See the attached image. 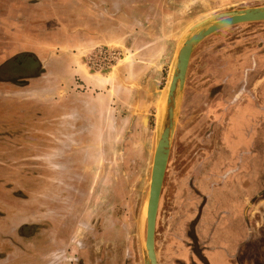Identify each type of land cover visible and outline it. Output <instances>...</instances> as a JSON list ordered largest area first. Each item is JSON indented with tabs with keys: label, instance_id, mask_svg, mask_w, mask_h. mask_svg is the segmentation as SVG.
Returning <instances> with one entry per match:
<instances>
[{
	"label": "rangeland",
	"instance_id": "1",
	"mask_svg": "<svg viewBox=\"0 0 264 264\" xmlns=\"http://www.w3.org/2000/svg\"><path fill=\"white\" fill-rule=\"evenodd\" d=\"M55 1L45 7L64 6ZM152 5L149 31L158 30L170 43L150 65L158 73L157 93L143 95L149 73L144 67L137 82L119 76L117 69L131 62L123 47L92 52H116L109 65L89 64L92 54L86 59L102 75L117 66L113 77L136 90L120 103L126 109L119 113L131 116L129 121L103 122L95 114L88 124L78 121L76 106L86 98L61 92L44 96L63 110L58 107L53 126H41L39 140H30L25 126L24 141L0 142V264H145V205L175 53L198 22L264 7V0H152ZM6 61L0 81L14 84L22 85L15 78L41 66L47 69L26 54ZM54 64V69L47 64L51 72L67 75V64ZM258 78L264 79V21L225 28L193 51L177 95L156 220L158 264H210L208 252L224 243L233 264H264V85L252 88ZM75 81L72 87L84 93L86 87ZM2 85L0 104L7 96ZM32 164L40 167L34 173Z\"/></svg>",
	"mask_w": 264,
	"mask_h": 264
},
{
	"label": "crops",
	"instance_id": "2",
	"mask_svg": "<svg viewBox=\"0 0 264 264\" xmlns=\"http://www.w3.org/2000/svg\"><path fill=\"white\" fill-rule=\"evenodd\" d=\"M48 1L0 0V73H3L6 60L21 54L35 57L41 65L47 66V69L41 66L35 73L15 78L22 85L10 80L0 81V84H4L1 91H6L7 94L0 104V142L3 138L9 139H4L3 142L7 143L24 141L25 126L30 127L31 131L27 137L32 141L39 140L41 126H53L60 107L51 97L44 96H56L61 92L83 96V100L86 98L85 105L76 106L78 121L87 123L91 114H95V119L103 122L106 119L121 123L129 121L131 116L119 113L126 109L120 103L122 95L136 90L125 87L113 77L117 71L122 80L130 84L137 82V73L144 67L145 73H149L145 74L147 90L143 95H153L159 91L154 84L159 82L157 70H153L150 65L161 58L159 49L163 54L170 43L165 42L158 30L149 31L148 24L155 15L152 0H63V7L52 9L45 7ZM120 47L130 54L131 62L125 63V66H120L116 71L114 69L117 66L114 65L104 75L88 67L86 59L95 50L120 51ZM136 60L143 64H137ZM54 63L67 64V75L51 72L50 65L54 69ZM61 79L67 80V86H57ZM75 80H80V87H86L84 93L79 92L77 87H72ZM47 82L48 87L42 86ZM260 85H264V79L258 78L252 88L261 87ZM249 93L252 92L244 94ZM61 110L62 107L59 108ZM99 124L98 122L97 125ZM31 168L34 173L40 167L32 164ZM207 255L210 264H233L227 243L210 250Z\"/></svg>",
	"mask_w": 264,
	"mask_h": 264
},
{
	"label": "water",
	"instance_id": "3",
	"mask_svg": "<svg viewBox=\"0 0 264 264\" xmlns=\"http://www.w3.org/2000/svg\"><path fill=\"white\" fill-rule=\"evenodd\" d=\"M228 12V15L225 14ZM210 16L190 29L175 53V69L163 96L166 104L165 122L156 143L153 156L149 193L146 204V236L144 239L145 264H158L155 248L156 220L164 177L170 156L171 140L176 124L177 95L184 89L190 60L195 48L207 37L236 24L264 21V7L226 11ZM112 69V68H111ZM110 69V70H111ZM108 71H103L105 74Z\"/></svg>",
	"mask_w": 264,
	"mask_h": 264
},
{
	"label": "built area",
	"instance_id": "4",
	"mask_svg": "<svg viewBox=\"0 0 264 264\" xmlns=\"http://www.w3.org/2000/svg\"><path fill=\"white\" fill-rule=\"evenodd\" d=\"M115 54L116 52L109 53L107 51L98 50L96 54H92L90 56L91 60L92 59L93 60L89 64H93L95 65V67H101L102 65H109L111 64V62L115 60L116 58Z\"/></svg>",
	"mask_w": 264,
	"mask_h": 264
},
{
	"label": "bare ground",
	"instance_id": "5",
	"mask_svg": "<svg viewBox=\"0 0 264 264\" xmlns=\"http://www.w3.org/2000/svg\"><path fill=\"white\" fill-rule=\"evenodd\" d=\"M225 14H227L228 15V12H226ZM146 206V205H145ZM144 213H145V209H144ZM145 219H146V214H145ZM144 220V219H143Z\"/></svg>",
	"mask_w": 264,
	"mask_h": 264
}]
</instances>
